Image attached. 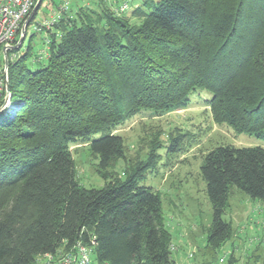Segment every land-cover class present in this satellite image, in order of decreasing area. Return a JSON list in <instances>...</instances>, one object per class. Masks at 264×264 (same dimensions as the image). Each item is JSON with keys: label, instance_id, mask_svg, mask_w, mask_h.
Wrapping results in <instances>:
<instances>
[{"label": "trees", "instance_id": "obj_1", "mask_svg": "<svg viewBox=\"0 0 264 264\" xmlns=\"http://www.w3.org/2000/svg\"><path fill=\"white\" fill-rule=\"evenodd\" d=\"M47 37L38 68L21 64L29 48L7 65L18 109L0 114V264L92 242L94 264H176L160 194L141 185L159 160L154 144L131 163L115 131L142 111L184 109L199 90L214 120L264 141V0H94ZM79 142L98 161L99 189L76 179L69 148ZM164 150L180 152L178 140ZM116 161L122 176L109 173ZM200 175L212 217L199 264H216L234 235L232 190L264 206V149L216 146Z\"/></svg>", "mask_w": 264, "mask_h": 264}, {"label": "rangeland", "instance_id": "obj_2", "mask_svg": "<svg viewBox=\"0 0 264 264\" xmlns=\"http://www.w3.org/2000/svg\"><path fill=\"white\" fill-rule=\"evenodd\" d=\"M67 1L42 2L34 21L27 28L21 49L16 52V57H21L29 48L28 57L22 61V65L31 70L39 67L34 62L39 52L45 49L47 33L36 32L34 27L49 20L54 11L58 13L59 5ZM138 22L132 19V23ZM210 97L209 93L196 90L190 95L186 108L165 112L160 116L142 111L115 131L122 137L125 156L131 163L144 161L154 144L159 160L155 170L146 172L141 185L160 194L164 223L172 237L170 249L176 264H199L201 253L205 252L206 230L211 223L212 209L206 195L205 182L200 175L204 155L216 146L228 144L236 148L264 149L263 140L237 134L225 122L214 120L207 106ZM173 139L178 140L181 150L169 154L164 146ZM69 149L78 183L86 189L101 188L104 180L98 172V161L86 144L79 142ZM122 171L123 162L116 161L109 173L119 176ZM232 191L224 219L231 222L234 235L231 241L216 252V264H221L218 263L221 258L225 264L232 254L238 260L236 264H248V261L250 264H264V206L248 199L236 189Z\"/></svg>", "mask_w": 264, "mask_h": 264}, {"label": "built area", "instance_id": "obj_3", "mask_svg": "<svg viewBox=\"0 0 264 264\" xmlns=\"http://www.w3.org/2000/svg\"><path fill=\"white\" fill-rule=\"evenodd\" d=\"M37 0H0V114L12 116L18 109V106L12 103L10 92L6 91L8 83L7 65L9 61L17 57L13 47L17 44L22 27L27 23ZM68 1L59 6L58 13H53L49 20H44L34 27L36 32L51 31L54 24L58 21L61 14L68 11ZM127 4L124 3L119 8L120 13L126 11ZM26 27V34H27ZM26 37V36H25ZM45 49L39 52L35 60L40 61L48 55L49 39L45 38ZM6 48L5 55L3 49ZM6 58V63L5 59ZM93 242L90 246L76 243L68 250H58L54 254H46L36 259L32 264H94L93 261ZM222 263V258L219 259Z\"/></svg>", "mask_w": 264, "mask_h": 264}, {"label": "water", "instance_id": "obj_4", "mask_svg": "<svg viewBox=\"0 0 264 264\" xmlns=\"http://www.w3.org/2000/svg\"><path fill=\"white\" fill-rule=\"evenodd\" d=\"M42 1L43 0H37L36 5L33 8L32 12L30 14V17L28 19V21L37 12V10L39 9V7L41 6ZM28 21H27V23L21 29L20 36L18 37L17 44L13 47V49H15V50L18 49L22 45V43H23V41L25 39V36H26V27H27ZM5 51H6V48L3 49L4 55H5ZM4 60H5V63H6V58ZM6 91L7 92L9 91L8 83L6 84ZM1 109L2 108L0 107V112H1Z\"/></svg>", "mask_w": 264, "mask_h": 264}, {"label": "crops", "instance_id": "obj_5", "mask_svg": "<svg viewBox=\"0 0 264 264\" xmlns=\"http://www.w3.org/2000/svg\"><path fill=\"white\" fill-rule=\"evenodd\" d=\"M94 0H69L68 4H69V9L68 11H66L69 15H72L74 13V11H76V8H78L81 5H90ZM61 5V4H60ZM59 5V6H60ZM72 7V10H70ZM58 9V7H57ZM71 11V12H70ZM56 11H54L53 13H55ZM52 13V14H53ZM51 14V15H52Z\"/></svg>", "mask_w": 264, "mask_h": 264}]
</instances>
